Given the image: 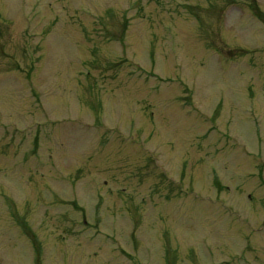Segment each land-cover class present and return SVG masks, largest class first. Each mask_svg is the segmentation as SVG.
Returning a JSON list of instances; mask_svg holds the SVG:
<instances>
[{
	"label": "rangeland",
	"instance_id": "374dc122",
	"mask_svg": "<svg viewBox=\"0 0 264 264\" xmlns=\"http://www.w3.org/2000/svg\"><path fill=\"white\" fill-rule=\"evenodd\" d=\"M0 264H264V0H0Z\"/></svg>",
	"mask_w": 264,
	"mask_h": 264
}]
</instances>
